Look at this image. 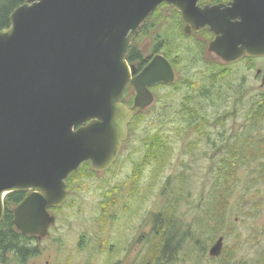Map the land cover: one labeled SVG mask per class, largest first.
I'll return each instance as SVG.
<instances>
[{
  "label": "water",
  "instance_id": "water-1",
  "mask_svg": "<svg viewBox=\"0 0 264 264\" xmlns=\"http://www.w3.org/2000/svg\"><path fill=\"white\" fill-rule=\"evenodd\" d=\"M198 1L26 0L11 13L0 31V222L5 197L25 193L12 209L14 226L47 238L56 222L50 210L68 201L69 175L84 163L94 172L111 168L133 118L155 101L150 88L175 83L161 55L137 75L126 60L161 4L194 31L208 26L209 51L224 62L264 57V0H233L224 10ZM128 85L131 108L121 101ZM223 244L220 236L209 257H220Z\"/></svg>",
  "mask_w": 264,
  "mask_h": 264
},
{
  "label": "rangeland",
  "instance_id": "rangeland-1",
  "mask_svg": "<svg viewBox=\"0 0 264 264\" xmlns=\"http://www.w3.org/2000/svg\"><path fill=\"white\" fill-rule=\"evenodd\" d=\"M162 16L160 21L150 24L145 35L137 36L135 47L147 55L156 45V36H160L159 40L166 43L164 52L176 54L180 61H189L190 54L181 48L189 46L190 41L180 38L183 42L180 49H171L172 34L167 32L171 20L164 12ZM225 68L229 75L214 85L212 97L208 99L202 95L211 87L207 77L219 70L218 66H175V83L152 89L155 102L128 132L112 167L99 174L87 170L75 178L68 189L69 200L59 210L52 211L56 222L50 228L49 236L30 242L37 255L25 264H264V184L251 185L254 173L247 167L241 171L240 182L234 186L227 223L221 233L206 240L205 244L203 240L197 243L193 238L195 219L205 208L210 195L215 193L212 189L217 180L218 166L221 159L228 156L225 148L241 131L251 104L264 96L261 81L264 57L244 58L235 66ZM258 70L261 74L257 76ZM184 78L199 81L200 88L192 92L182 85ZM217 94L221 100L215 98ZM191 95L194 97L191 107L211 121L231 112L234 107L236 116L232 118L230 115L224 125L207 126L204 130L206 136L201 141L197 134L187 136L184 128L189 119L183 113V104ZM156 132L170 136L173 156L156 183L151 179L153 169H146L139 181L138 195L130 199V176L142 159V140ZM192 141L197 142V147L190 148ZM236 146L242 148L243 143L238 142ZM262 163L264 165V158ZM183 172L189 181L185 184V196L178 207V233L173 244H177L185 232L187 238L181 240L179 251L167 263L160 254L154 257L150 254L157 243L152 236V219L167 201L169 193H163L167 184L169 189L179 187L181 182L178 178ZM201 196L203 203L200 202ZM104 213L110 220L102 225ZM220 236L224 237L222 254L217 259H210L208 251ZM112 246L114 250L110 252ZM8 264L22 263L12 260Z\"/></svg>",
  "mask_w": 264,
  "mask_h": 264
},
{
  "label": "trees",
  "instance_id": "trees-1",
  "mask_svg": "<svg viewBox=\"0 0 264 264\" xmlns=\"http://www.w3.org/2000/svg\"><path fill=\"white\" fill-rule=\"evenodd\" d=\"M25 2L26 0H0V31L9 28L11 13ZM162 13L161 8L158 7L141 26L139 35H145L151 23L160 21ZM135 48V43H132L128 55L126 56L128 63H134L137 59L136 57L139 55ZM246 59L252 60L250 58ZM225 67L226 66H224V68ZM218 69L219 70L212 72L207 77L211 87L210 90L205 91L202 95L208 99L212 97L210 94H212L211 89L214 88V85L218 84L229 75L228 69H223L221 66H218ZM181 83L192 92L200 88V83L196 80L184 78ZM133 95L134 93L129 87L122 102L126 97H130L129 105L131 106ZM215 98L221 100L220 98L222 97L217 94ZM185 101L186 102L183 104V113L188 117L189 123L187 127L184 128V131L187 136L197 134L199 141L206 136L204 130L207 126L224 125L230 115L234 118L237 113L236 107H234L231 112H226L211 121L206 116L199 115L196 108L191 107V104L194 102V97L192 95L186 97ZM143 116V113H141L133 118L128 126V132L132 129L133 125L139 123ZM142 141L144 145L142 159L135 165L130 176V184L132 187V196L130 199L138 195L139 181L144 176V171L148 168L153 169L151 179L153 183H156L170 163L174 152L171 146L170 136L161 132L149 135ZM238 142L243 143L242 148L236 146ZM189 144L190 148L197 147V142L195 141ZM247 149L249 150L247 151ZM225 150L228 156H224L218 166L217 180L212 189L215 193L210 195L205 208L195 219L196 230L193 238L195 240L197 239V243L203 240L205 244L207 242L206 240L221 233L227 223V210L232 193L235 192L234 186L237 182H240V173L244 168L247 167L254 173L251 179V185L257 186L259 184H264V165L262 163V159L264 158V96L251 104L246 115L245 123L241 124V131L236 133L235 140L231 145L228 144ZM87 170H89L90 173H95L88 163L82 164L77 171L72 172L67 179L68 189L75 178L84 175ZM178 180L181 182L179 187L169 189L170 185L167 184L163 192L166 195L169 193L166 196L167 201L162 210L158 214L153 215L152 219V236L157 243L155 245L156 247L152 248L150 254L153 257L160 254L163 261L167 263L172 259L175 252L179 251L181 240L187 238V233L185 232L184 235L181 236L182 238L180 241L177 244H173L178 233L176 226L178 223L177 211L179 204L184 199L186 191L185 184L188 183L189 177L183 172ZM24 197L25 193H12L8 194L4 199L5 213L0 222V264H8L9 261L12 260L25 264L27 260L37 255L36 249L30 246V242L32 240H37V238L21 234L16 230L13 223L12 209L20 203ZM200 198V202L203 203V196ZM59 208L51 209L50 211L59 210ZM109 220L110 217L108 215L105 213L102 214V225L107 224ZM204 250L206 249L204 248Z\"/></svg>",
  "mask_w": 264,
  "mask_h": 264
},
{
  "label": "flooded vegetation",
  "instance_id": "flooded-vegetation-1",
  "mask_svg": "<svg viewBox=\"0 0 264 264\" xmlns=\"http://www.w3.org/2000/svg\"><path fill=\"white\" fill-rule=\"evenodd\" d=\"M232 1L233 0H199L196 3V6L200 9H203L205 7L212 8V7L220 6L224 10L225 8L227 9L228 7H230V4L232 3ZM159 7L161 8L162 12L167 14L168 19L171 20V27L169 29H167V32L172 34L171 39H170V41H171L170 47H172L171 49L175 50V47H178V49H180V44H183V42H181L180 38H182V39L186 38L187 40L190 41L189 46H186L185 48H181L183 50L185 49L186 52L188 54H190L189 61H186L184 58L183 59L185 60V62L180 61L177 58L178 56L176 54L172 53V54H170L171 55L170 56L166 52H164L163 49H164L166 43L163 42V40H159L160 36H156V37H158V39L156 40V45L154 46L152 51L149 52V54L144 55V53L142 51H139L137 48H135L137 50V52L139 53V55L136 57L137 59L135 60L134 63H129L130 65H134L136 67L135 75L140 73L141 70L145 66H147L149 64V62L153 59V57H155L156 55H161V56L165 57L169 61L170 65L173 67L175 74H176L175 66H221L222 68H224V66H235L237 63L240 62V61L234 62V63L224 62L219 57H217L214 53L209 51V45L215 39V35L210 30V28L208 26H205L200 31H194L193 30L194 25L193 24H185L182 21L181 13L178 10H176L172 5L161 4ZM161 19H162V16H161ZM159 26L161 27L162 25H159ZM186 29L189 31V33H186ZM139 34H140V32H139ZM139 34H138V36H139ZM173 35L178 37V38H174ZM134 42H135V40H134ZM263 78H264V75L262 76V80H261L262 83H263ZM176 79H177V77H176ZM129 87L130 86L128 85V87L125 90V93ZM130 88L132 89V87H130ZM152 89L153 88H150L151 92H152ZM132 91H133L134 95H133V98L131 100L132 101L131 106L129 105L130 99H131L130 97H126L125 100L122 102L128 108H131L133 106V102H134V98H135V91L133 89H132ZM125 93H124V95H125ZM124 95H123V97H124ZM123 97H122V99H123ZM145 111H143V113ZM108 170H106V171H108ZM103 172H105V171H103ZM95 173L99 174L101 172H95ZM66 185H67L66 190L68 191V181L66 182ZM68 193H69L68 195L70 197V192L68 191ZM68 200H69V198H68ZM113 250H114V246L111 247L110 252H113ZM208 257H209V255H208ZM172 258H173V256H172ZM209 258L210 259H217V258H212V257H209ZM108 264H109V262H108Z\"/></svg>",
  "mask_w": 264,
  "mask_h": 264
}]
</instances>
